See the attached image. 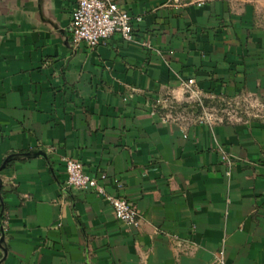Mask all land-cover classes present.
<instances>
[{"label":"crops","instance_id":"1","mask_svg":"<svg viewBox=\"0 0 264 264\" xmlns=\"http://www.w3.org/2000/svg\"><path fill=\"white\" fill-rule=\"evenodd\" d=\"M115 1L141 18L136 40L91 47L71 42L75 0H0V264H264L254 4ZM187 79L205 96L244 95L261 114L179 123L158 107L186 101ZM64 157L104 173L138 224L67 188Z\"/></svg>","mask_w":264,"mask_h":264},{"label":"built area","instance_id":"2","mask_svg":"<svg viewBox=\"0 0 264 264\" xmlns=\"http://www.w3.org/2000/svg\"><path fill=\"white\" fill-rule=\"evenodd\" d=\"M140 19L139 16H132L121 9L115 0H75V6L70 13L68 30L74 45L83 44L94 47L104 43L113 34H118L123 40L132 42L136 40L134 25ZM141 45L151 47L148 41L141 42ZM183 87L188 97L200 98L201 92L196 87L194 79H187ZM221 157L227 160L225 154ZM62 160L67 188L78 192L92 191L107 201L117 221L124 225L138 224L139 213L136 206L122 196L108 193L104 185L99 183L105 180L104 173L96 175L87 173L81 161L73 157H64ZM229 174L230 170H227L226 175L229 176ZM216 257L219 263L224 262L222 248L217 251Z\"/></svg>","mask_w":264,"mask_h":264},{"label":"rangeland","instance_id":"3","mask_svg":"<svg viewBox=\"0 0 264 264\" xmlns=\"http://www.w3.org/2000/svg\"><path fill=\"white\" fill-rule=\"evenodd\" d=\"M236 3H253L256 8L257 22L264 27V0H231ZM160 107L179 123L194 122L200 118L207 120H234L261 114L258 105L246 96H205L188 97L186 101H165Z\"/></svg>","mask_w":264,"mask_h":264},{"label":"trees","instance_id":"4","mask_svg":"<svg viewBox=\"0 0 264 264\" xmlns=\"http://www.w3.org/2000/svg\"><path fill=\"white\" fill-rule=\"evenodd\" d=\"M158 110H159V111H163L162 108H161L160 106L158 107ZM0 248L3 249V247H2V236H1V235H0ZM1 258H2V255H1V253H0V260H1Z\"/></svg>","mask_w":264,"mask_h":264}]
</instances>
